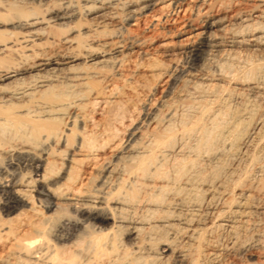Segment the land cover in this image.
Returning <instances> with one entry per match:
<instances>
[{
  "label": "bare ground",
  "instance_id": "1",
  "mask_svg": "<svg viewBox=\"0 0 264 264\" xmlns=\"http://www.w3.org/2000/svg\"><path fill=\"white\" fill-rule=\"evenodd\" d=\"M0 264H264V0H0Z\"/></svg>",
  "mask_w": 264,
  "mask_h": 264
},
{
  "label": "rangeland",
  "instance_id": "2",
  "mask_svg": "<svg viewBox=\"0 0 264 264\" xmlns=\"http://www.w3.org/2000/svg\"><path fill=\"white\" fill-rule=\"evenodd\" d=\"M54 229V228H53Z\"/></svg>",
  "mask_w": 264,
  "mask_h": 264
}]
</instances>
